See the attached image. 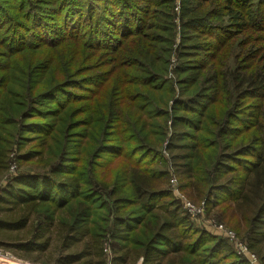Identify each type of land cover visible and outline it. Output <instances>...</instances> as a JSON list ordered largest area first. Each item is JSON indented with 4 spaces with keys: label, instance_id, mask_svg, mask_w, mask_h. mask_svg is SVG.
Listing matches in <instances>:
<instances>
[{
    "label": "trees",
    "instance_id": "trees-1",
    "mask_svg": "<svg viewBox=\"0 0 264 264\" xmlns=\"http://www.w3.org/2000/svg\"><path fill=\"white\" fill-rule=\"evenodd\" d=\"M46 1L41 19L35 0H0V247L42 264H250L194 226L175 176L264 264V0ZM162 32L175 82L153 61ZM106 55L145 76L124 88L97 72Z\"/></svg>",
    "mask_w": 264,
    "mask_h": 264
},
{
    "label": "rangeland",
    "instance_id": "rangeland-1",
    "mask_svg": "<svg viewBox=\"0 0 264 264\" xmlns=\"http://www.w3.org/2000/svg\"><path fill=\"white\" fill-rule=\"evenodd\" d=\"M5 7H9V0H2ZM135 2H137V0H135ZM35 8L38 9V11H36V16L40 17L41 19H45L47 18L48 15H53L52 14V4L48 1L44 2V0H35ZM48 8V9H47ZM47 10V12L45 11ZM55 15L57 16L58 13H55ZM5 17H7V14L5 15ZM18 20H23V17L21 18L19 15ZM7 23V22H6ZM5 23V24H6ZM4 24V25H5ZM3 25V26H4ZM164 37L169 38V35L166 32H162ZM169 41H166L168 43H166L164 46L169 49L170 51H165L164 54L167 53V58H153V61H155L157 64H159V66L162 68L164 67V69L167 71L166 75H167V79H172L177 81L179 79H181L180 77L182 75L179 74H174V70L176 69V66L179 63V54H178V39H174L173 40V36L171 38H169ZM128 48V46L126 47V49ZM169 53V55H168ZM161 55V53L159 54ZM56 58L59 56L57 53L54 55ZM53 55H51L50 57H54ZM112 56L106 55L104 57L101 58L102 61V67L100 68V70H98L97 72H109L112 74L113 69L112 68H117V71H122L123 72V80L122 85L124 86V88H129L132 87L134 85L132 84H128L129 82L133 81L135 76H145L144 73V68H147L148 66L146 65V62L143 61L142 59H138V63L136 65H133V63H129L128 60L126 58H124V61L122 62V64H120V66H114L112 67V60H111ZM127 60V61H126ZM25 63H30V62H23V64ZM93 63V61H90L87 64H91ZM101 66V65H100ZM116 71V72H117ZM96 72V71H95ZM115 72V73H116ZM102 81V78L100 79L99 82ZM125 82H127V85L125 84ZM109 84V83H107ZM104 89L106 88V85H104ZM108 86V85H107ZM176 89H178V87H175ZM104 91V90H103ZM89 93V92H87ZM176 95L178 96L177 90H176ZM173 102H171L170 104H172ZM51 118L47 117L45 120H48ZM80 131V130H79ZM21 135L23 136H31L30 133H27L26 131H21ZM27 140L22 141V145L26 146L27 141L29 140V138H26ZM165 145V144H164ZM23 146V151L28 150L26 147ZM15 151L11 154V158L12 160L15 161ZM161 155L163 157L164 160H166L168 158V151L166 150V148H162L161 149ZM12 162L11 166L14 165L16 167V169H14V171L9 170L8 175L12 176L13 174H15V172L17 171V163ZM166 167H169V163L167 164ZM172 178L176 181H169V187L170 190L172 191L173 196L179 200V202L181 203L183 210L185 212V214L190 218V220L193 222L194 226L200 230H204L207 231L209 233H211L214 236H219L220 238H223L224 240H226L228 242V244H230V246L232 247V249L234 250V252L241 258H244L248 263V259H247V254L242 252V249L245 250V247L248 249V251H250V249L248 248V243L247 240L241 236H239L236 231H234V229L230 228L227 224H225V222H223V220L220 218L221 214L217 211V210H208L207 211V206L206 203L204 201H201L199 203H194V201H192L194 204V207L196 210L202 209V211L200 213L197 214H192L191 212H187L184 209V203L187 199L186 195L180 191V186H181V182L178 181V178L175 176H172ZM5 179H2L1 181H4ZM0 181V183H1ZM5 184V183H4ZM230 232L232 233V235L229 236ZM247 251V250H245ZM247 251V252H248ZM251 252V251H250ZM0 255L7 258L8 261H10L12 264L13 261L16 260H20L21 262L23 261L22 259L16 257V255L9 251L6 250L5 248L0 247ZM257 261L253 262V264H261L259 262L258 257H256ZM3 259V258H2ZM6 260V259H4ZM25 263H29V264H42V263H36L33 261H27L24 260ZM23 261V262H24Z\"/></svg>",
    "mask_w": 264,
    "mask_h": 264
},
{
    "label": "built area",
    "instance_id": "built-area-1",
    "mask_svg": "<svg viewBox=\"0 0 264 264\" xmlns=\"http://www.w3.org/2000/svg\"><path fill=\"white\" fill-rule=\"evenodd\" d=\"M14 169H16V167L14 165H12L11 166V170L14 171ZM171 181L176 182L173 178L171 179ZM193 204H194L193 202H191L189 200H186L185 203H184V209H185V211L191 212L193 215L194 214H197V213H200L202 211V209L196 210ZM230 235H232L231 232H230L229 236ZM245 250L248 251V249L246 247H245ZM245 250L242 249V252L248 255L247 256V259H248L249 263L250 264H253V262H256L257 261L256 260L257 259L256 258L257 256L254 253H252L250 251L247 252ZM2 258L8 260L7 258H5V257H3V256L0 255V259H2ZM13 263H15V264H24L25 262H23V261L21 262L20 260H16V261H13ZM26 264H29V263H26Z\"/></svg>",
    "mask_w": 264,
    "mask_h": 264
}]
</instances>
